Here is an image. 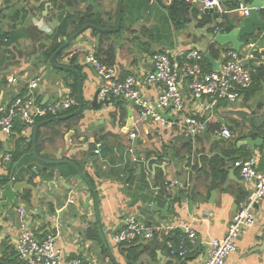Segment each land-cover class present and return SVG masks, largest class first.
<instances>
[{"label": "crops", "instance_id": "crops-1", "mask_svg": "<svg viewBox=\"0 0 264 264\" xmlns=\"http://www.w3.org/2000/svg\"><path fill=\"white\" fill-rule=\"evenodd\" d=\"M252 2L219 0L218 12L206 14L201 5L185 2L188 6L183 16L186 23L176 27L169 12L174 5L168 10L163 8L170 5L171 0H124L121 35L101 36L96 45V35L87 31L55 63L80 68L82 94L88 103L100 84L95 71L82 62L88 53L98 55L102 64L115 67L120 79L152 72L151 57L157 53L178 55L196 50L202 56L203 70H212L224 62L227 52L232 51L231 44L215 45V35L229 31V22L236 23L242 18L237 11L240 4L251 7ZM71 3L56 7L45 0H0V105L16 97L33 98L43 105L60 94L72 93L73 79L49 66L46 60L47 51L54 45L53 34L60 17L102 13L105 28L111 29L117 24L119 0H73ZM257 13L263 24L255 25L253 35L240 40L242 54L251 45L258 51L264 50V7ZM109 46L112 56L99 54L100 49L106 51ZM206 55H210L212 64ZM258 67L264 65L250 63L249 66L253 71ZM10 78H15L16 82L9 83ZM252 78L250 88L242 91L237 101L219 107L215 113L211 108L209 111L203 109L206 100L194 102L184 82L181 90L184 109L181 113L166 112V121L172 124L168 129L150 120H137L135 109L122 101L111 102L109 107L99 111L86 110L87 116L79 120L83 124L81 132L74 133L69 144L65 141L68 130L64 129V123L52 121L67 115L68 111L36 121L34 125L49 121L39 129V134L37 132L36 155L48 161H68L84 172L94 187L96 201L89 185L70 166L48 165L32 155L34 125H25L21 118H16L10 135L0 132V177L10 174L14 182H23L28 177V185L34 187L36 197L35 206H32V193L22 190V196L14 201L18 207L0 212V264H21L14 241L19 237V222L23 218L38 241L52 234L55 247L63 256L79 259L81 264H115L99 226L118 264H181L179 258L171 257L168 252L169 246L176 245L180 239L187 242V263L201 264L210 241L225 236L232 221L233 205L241 191L249 195L240 206L250 200L254 191L233 167L234 161L254 157L259 162L264 157V146L263 153L261 149L252 151L240 146L246 137L264 139V78L257 75ZM36 79H39L37 87L29 90L28 84ZM162 91V86L144 87L142 95L154 101ZM190 115L204 117L219 129L223 126L215 117L218 115L231 125L232 129H228L232 137L219 139L207 130L190 139L177 127L182 117ZM129 133L136 136L134 152L141 160L131 165L132 177L128 179L122 171L123 155L134 140L129 141ZM97 143L102 145L100 156L93 154ZM18 146L28 152L17 161L13 159L12 163ZM5 158L9 161H4ZM103 164L109 166L110 177L102 172ZM170 181L188 182L189 187L167 193L162 191L158 196L153 194L155 187ZM20 210L24 211L23 217ZM252 213L253 227L243 230L235 241V251L226 258L225 264H264V251H253L263 243L264 197L254 204ZM128 214L136 215L151 226L173 228L157 231L150 241L116 246L112 236ZM184 227L194 234L193 239H189Z\"/></svg>", "mask_w": 264, "mask_h": 264}, {"label": "built area", "instance_id": "built-area-1", "mask_svg": "<svg viewBox=\"0 0 264 264\" xmlns=\"http://www.w3.org/2000/svg\"><path fill=\"white\" fill-rule=\"evenodd\" d=\"M184 1L199 4L203 9L218 7L219 4V0ZM237 11L242 17L248 16L250 7L240 4ZM201 59L202 56L196 50L181 52L178 55L169 52L157 53L151 57V64L154 67L152 72L143 76L127 75L123 79H120L115 67L102 64L92 53L85 55L82 62L91 67L100 78L98 87L100 99L126 102L135 109L137 120H150L168 129L172 124L166 121L161 113L183 111L185 99L181 90L184 82L187 83L189 97L194 102L206 100V105L203 107L205 111H209L213 104L221 101H226L227 104L233 103L240 98L241 92L250 88L252 84L250 63L264 65V50L258 51L251 45L244 54L227 52L224 62L216 70L204 71L200 63ZM8 82L15 83L16 79L10 78ZM38 82L39 79L30 81L28 89L34 90ZM152 86H162L163 91L156 100L149 101L143 97L142 89ZM77 105V98L70 93L60 94L43 105L37 104L33 98L16 97L12 102L0 105V132L10 135L16 118H21L25 125L32 126L36 121L56 117ZM177 127L187 137L194 139L208 130V120L196 115L184 116ZM213 134L223 140L232 137L231 131L225 127L214 130ZM127 136L129 141L136 138L134 133H129ZM134 150L130 146L125 150L123 165L127 163L134 165L141 160ZM101 152V143L95 144L93 154L100 156ZM4 161L7 162L9 159L5 158ZM257 164L254 157L234 161L233 167L238 170L246 184L254 187V191L250 200L240 206L232 217L225 236L210 241L206 257L201 264H225L226 258L235 251V241L243 230L253 227L255 222L253 206L264 197V172L257 170ZM107 166V164L102 165V172H109ZM188 187V182L181 184L170 181L155 187L153 194L158 196L162 191L167 193L173 189L187 190ZM23 214L24 211L20 210L22 217ZM172 228V226H151L136 215L128 214L122 219L118 232L112 236V242L116 246H129L137 241H150L157 231H169ZM19 229V237L14 241V248L21 264H81L79 259H67L63 256L55 247V237L52 234L38 241L24 218L19 222ZM185 233H188L189 239L194 238V234L187 228ZM168 252L171 257L179 258L181 264H188L186 260L188 248L184 239H180L174 246H169Z\"/></svg>", "mask_w": 264, "mask_h": 264}, {"label": "water", "instance_id": "water-1", "mask_svg": "<svg viewBox=\"0 0 264 264\" xmlns=\"http://www.w3.org/2000/svg\"><path fill=\"white\" fill-rule=\"evenodd\" d=\"M156 1H158V0H156ZM174 2H175V0H171L170 5L163 6V8L168 10L171 6L174 5ZM123 3H124V0H119L116 27L109 29V28H105V27H99L96 25H92V24H86L83 27H81L79 30H77L75 33L71 34L69 37H64L62 39L63 44L51 55V57L49 59V62L51 64L52 68L61 70L62 72H65V73L74 74L75 78L77 80V101H78L77 110L70 113V114L62 116V117H56L52 120L53 122L64 123V129L68 130L67 135L65 137V141L68 144L70 143V138L72 137V135L74 133H80L81 132V128L83 127V124L79 123L80 122L79 120L82 117L87 116L85 111L88 110L89 108H91L95 111L101 110L102 107L107 108L111 104V101L105 100V99H100L99 95H98V93H99L98 89L94 93L92 100L89 103L87 101H85L83 98V94H82V80H81L79 72L72 67L56 65V63H55L56 57L61 53L63 54L70 47V45H72L78 38H80L87 31H91V32L94 31L97 33L95 36L96 45L99 44L101 36L117 34L120 31L121 24H122ZM261 7H264V1H261V3H259L258 0H253L252 5L250 7L249 15L240 18L236 23L229 22L230 30L226 31V32L217 33L214 37V44L217 45L218 47H224L227 44H231L232 51L239 52L241 46L243 45L242 41H240V40L242 38L252 36L254 33V26L255 25L263 24V22L258 18V13H257V10ZM212 12H218L217 8L214 7V8L203 10L204 14L212 13ZM206 58L212 64V61L210 60V55H206ZM217 68H218V66H215L212 68V70H216ZM152 70H154L153 65H152ZM226 106H227V102L221 101V102L213 104L211 107V111H212V113H215L219 107L224 108ZM161 115L165 119H168L167 113L162 112ZM215 117H216L217 121L220 123V125H222L223 127L227 128V129L228 128L232 129L231 125H228L226 122H224L221 117H219L218 115H216ZM48 122L49 121L39 122V123L35 124L33 127L32 155L38 161L43 162V163L48 164V165L66 164V165L70 166L73 169V171L77 175H79L84 181H86V183L89 185V189L92 192V195L96 201V194L94 193V187L92 186V184L90 183V181L88 180V178L84 172L80 171L76 166L69 163L68 161H61V162L48 161L45 159H41L36 155L35 141H36L37 132L45 123H48ZM240 146L241 147H247L248 149H251L252 151H254L255 149H261V152L263 153L262 148L264 146V139L262 137H258L255 139H252L251 137H246L245 140L240 143ZM130 147H133L134 149H136V147H137V140L136 139H134L132 141V146L130 145ZM1 165L2 164L0 163V166ZM257 170L259 172H264V157L259 159V162L257 164ZM33 172L35 174H37V172L35 170H33ZM107 173H109V172H107ZM107 173L105 174L106 175L105 177H110V174H107ZM28 180H29V178L26 177L23 182H14V180L12 179L10 174L8 176L0 177V212L5 208H9V209L17 208L18 205L15 204L14 201L17 197L22 196V190H28L32 193V198L30 199V202H31L32 206H35L34 205V199L36 197L35 189H34V187L28 185ZM212 195H213V193H212ZM248 195H249V193L247 191H241L240 196L237 198L236 202L233 205V211L234 212H233L232 216H234L236 214L240 204H242L246 200ZM188 205L190 207L191 202H189ZM96 212L98 215V220H100L99 219L100 212L98 209V205H96ZM99 230H100V233L103 237L106 249L109 253L111 260L115 264H118V263H116L115 259L113 258L112 254L110 252L109 245H108L107 241L105 240L104 232L102 231L101 226H99ZM179 230L181 231L182 229H179ZM166 242H167V238L162 242L160 250L163 249ZM253 251H255V252H263L264 251V237H263V243L259 247L254 249Z\"/></svg>", "mask_w": 264, "mask_h": 264}, {"label": "trees", "instance_id": "trees-1", "mask_svg": "<svg viewBox=\"0 0 264 264\" xmlns=\"http://www.w3.org/2000/svg\"><path fill=\"white\" fill-rule=\"evenodd\" d=\"M45 1L51 3L52 6L57 7L58 5L70 6L72 4L71 2L73 0H45ZM187 7L188 6L184 0H175L174 6L170 9V11H169L170 12V18L176 27H181L186 23V19L183 18V16L186 13ZM86 24H92V25H96L99 27H106L105 23L102 21L101 18H99L96 15H92V14H87V15H83V16L79 15L78 17H74V18H73V16L68 17L67 15L64 17L61 16L59 19V25L53 34L54 45L51 46L50 49L47 51L48 52L47 59L50 58L51 55L63 44L62 39L64 37H69L71 34L75 33L77 30H79L81 27H83ZM92 34L96 35L97 33L92 31ZM108 36L109 35H103L102 37L105 38ZM58 39L60 41H58ZM210 49H211L210 51L214 54L215 52H214L213 47H211ZM99 54H108V55L112 56L113 55L112 54V47L109 46L106 51H103V50L101 51V49H100ZM61 56H62V53L59 54L56 57V59H59ZM96 57L99 58L98 55H96ZM71 61H73V59ZM204 61H205V59H204ZM72 68L77 70L80 74V68L78 66H72ZM67 74L73 79V84L71 85V90H72L71 95L76 97L77 80H76L74 74H71V73H67ZM255 75H257L260 78H264V67H258V68H256L255 71L252 70L251 71V77H255ZM80 77L82 80L83 77L81 75H80ZM114 101L115 100H112L111 102H114ZM77 108L78 107H75L71 111H68V114L76 111ZM49 119H47V120H49ZM215 128L216 127L212 126V124H209V122H208V130L209 131L213 132L214 130H216ZM38 134H39V130H38ZM25 152H28L27 149H24L22 146H18L15 150L13 157H12V163L14 161H17L18 158L22 157L23 154H25ZM13 159H14V161H13ZM130 168H132V166L129 164H126V165H124V168L122 171V173H124V175L126 177H128V179L132 177V175H131L132 173L130 171L131 170ZM106 173H104V174H106ZM107 174H111V173L109 172ZM119 177H120V175H119ZM177 233L179 234L178 231H177ZM173 242L174 243L177 242L175 237L173 238ZM134 258H137V256H135Z\"/></svg>", "mask_w": 264, "mask_h": 264}, {"label": "rangeland", "instance_id": "rangeland-1", "mask_svg": "<svg viewBox=\"0 0 264 264\" xmlns=\"http://www.w3.org/2000/svg\"><path fill=\"white\" fill-rule=\"evenodd\" d=\"M98 13V12H97ZM92 15H96V16H98L99 18H102L103 17V14L102 13H99V15L98 14H95V13H93ZM116 15H117V11H116ZM114 36L115 35H117V36H119V35H121V32L119 31L117 34H113ZM123 35V34H122ZM49 59L50 58H48V59H46L47 60V64L50 66L51 64H50V62H49ZM56 61V60H55ZM72 91V90H71ZM115 101H117V100H115ZM229 106L231 105V104H228ZM127 164H129V163H127ZM111 176V175H110ZM113 176V175H112Z\"/></svg>", "mask_w": 264, "mask_h": 264}]
</instances>
